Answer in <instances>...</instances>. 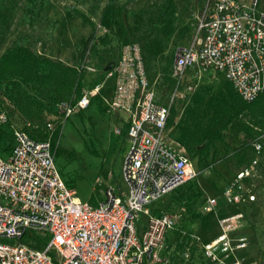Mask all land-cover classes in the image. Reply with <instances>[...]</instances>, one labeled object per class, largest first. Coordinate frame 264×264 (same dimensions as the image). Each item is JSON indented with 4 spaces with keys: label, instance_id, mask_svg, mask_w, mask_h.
I'll return each mask as SVG.
<instances>
[{
    "label": "built area",
    "instance_id": "1",
    "mask_svg": "<svg viewBox=\"0 0 264 264\" xmlns=\"http://www.w3.org/2000/svg\"><path fill=\"white\" fill-rule=\"evenodd\" d=\"M88 69L95 72L93 67ZM190 69L201 75L210 70L224 74L246 102L263 93L262 0H203L193 42L176 49L171 76L181 83ZM147 73L141 44L124 42L117 65L107 74L115 84L106 104L110 112L128 115L129 149L122 165L125 186L105 187L96 208L80 200L63 179L49 138L14 129L8 155H0V264H155L162 260L160 253L177 216L150 206L196 179L199 171L187 150L167 138L171 109L149 88ZM104 86L96 84L75 102L61 101L60 120L48 122V130L86 109ZM5 122L6 114L0 113V125ZM253 148L263 151L259 138ZM258 177L254 166L245 167L223 189L236 211L220 218L221 233L202 245L211 264H244L238 253L247 248L248 239L238 230L246 217L245 202L256 198ZM216 207L217 199L207 197L202 211L217 212ZM141 214L147 215L146 223ZM41 234H49V241L33 239Z\"/></svg>",
    "mask_w": 264,
    "mask_h": 264
},
{
    "label": "rangeland",
    "instance_id": "2",
    "mask_svg": "<svg viewBox=\"0 0 264 264\" xmlns=\"http://www.w3.org/2000/svg\"><path fill=\"white\" fill-rule=\"evenodd\" d=\"M25 1L7 0L5 8L0 10V58L16 37L28 35L30 41L37 43L40 55L80 72L74 85L77 90L83 93L105 82L102 94L93 97L86 109L45 134L55 145L58 170L66 183L75 188L77 197L96 208L103 199L105 187L125 186L122 165L129 142L125 139L121 118L126 115L112 113L107 108L115 79L107 77L109 70L100 55L113 52L123 39L138 41L148 69L149 88L171 109L173 125L168 127L167 138L187 150L199 171L196 179L150 206L177 216L176 226L167 233L160 253L162 260L155 264H211L202 245L221 233L219 219L236 211L224 197L223 189L233 174L251 166L259 172V177L254 184L255 200L244 204L246 217L238 233L247 237L248 246L240 256L244 264H264V152H255L251 139L252 136L254 140L259 138L264 148V137L261 138L264 117L254 120L259 129L254 127L252 136L242 130L248 125V113L252 112L243 108L244 101L222 73L210 70L201 75L190 69L181 83L171 76L176 49L193 42L203 0H82L78 4L80 16L70 10L75 0H50L46 13L37 15L33 22L23 23L20 17ZM52 18L58 23L54 39L50 41L44 27ZM88 67H93L95 72ZM49 70L44 65L37 68L41 73ZM51 72L59 75L56 70ZM35 79L21 80L29 93L38 95L32 88L38 85ZM203 85L211 87L206 96L196 92ZM3 86L0 87V113L6 114L7 122L0 125V155L6 157L13 144L14 129L42 131L45 121L14 109ZM50 107L58 111L57 103ZM51 119L56 122L60 117L48 116L46 121ZM179 127L189 129L193 136L184 137L178 133ZM116 129L122 133L118 134ZM216 135L221 138L208 153L205 149L199 150ZM239 154L244 155L241 166ZM207 197L217 199V212L202 211ZM141 218L146 223L147 215L141 214ZM33 239L47 242L50 235L41 234Z\"/></svg>",
    "mask_w": 264,
    "mask_h": 264
},
{
    "label": "trees",
    "instance_id": "3",
    "mask_svg": "<svg viewBox=\"0 0 264 264\" xmlns=\"http://www.w3.org/2000/svg\"><path fill=\"white\" fill-rule=\"evenodd\" d=\"M6 1L7 0H0V10L5 8ZM80 1L82 0H75V5L70 9L78 16L81 15L78 9ZM49 3L50 0H26L20 20L23 23L33 22L37 15L47 12ZM57 23L56 19L52 18L46 22L44 27L46 37L50 41L54 39ZM123 43L124 39L120 41L119 47L114 49L111 53H101V59L104 61L107 70H112L117 65ZM39 65L47 66L50 70L47 73H41L37 71ZM51 70L58 71L59 75H54L55 73L51 72ZM79 76L80 72H77L74 67H68L64 63L40 55L37 43L35 41H30L28 35L16 37L0 58V87L4 85V94L9 103L12 104L14 109L25 113L28 112L30 116L45 121L42 131L30 132L24 129L31 136L39 139H46L45 134L48 131L47 123L54 120L51 119L46 121V118L58 114L57 109L51 108L50 104L57 103L58 107V104L67 98L75 97L73 100V102H75L76 99L81 97V90H77L74 87ZM29 78H36L35 80L38 82V85H34L32 88L37 91L38 95L29 93L24 87L21 79L28 80ZM210 90V86L203 85L196 92L206 96L210 93ZM55 100H57V102H55ZM243 108L252 112L248 113L251 115V118L248 120V125H245L242 129L248 135H251L254 127L259 128L257 122H255L257 117H264V92L251 102L244 101ZM81 112L82 111L79 113ZM172 125L173 121L169 119L168 127ZM178 131V133H182L184 137L193 136L190 130L185 127H179ZM220 138L221 137L218 135L211 137L199 150L205 149L206 153H208L209 149L214 147L215 141ZM253 138L252 136V141H254ZM243 162L244 155L239 154V166H241Z\"/></svg>",
    "mask_w": 264,
    "mask_h": 264
},
{
    "label": "crops",
    "instance_id": "4",
    "mask_svg": "<svg viewBox=\"0 0 264 264\" xmlns=\"http://www.w3.org/2000/svg\"><path fill=\"white\" fill-rule=\"evenodd\" d=\"M126 41H128V39H124V42H126ZM104 84H105V82H104ZM105 87V86H104ZM104 89V88H103ZM103 91V90H102ZM117 113H122V112H117ZM125 114V113H124ZM126 115V118H121V123H122V125H123V127H124V134H125V128H126V125H127V121H128V115L127 114H125ZM170 119V118H169ZM125 139L127 140V138H126V136H125ZM128 141V140H127ZM236 174V173H235ZM235 174H233V175H235ZM206 200V199H205ZM205 202V201H204ZM239 232V231H238ZM238 234H240V233H238ZM164 249V248H163ZM163 249H162V251H161V253L163 252ZM243 251V250H242ZM240 253H241V251L238 253V256H240ZM242 256H243V254H242ZM241 257V256H240Z\"/></svg>",
    "mask_w": 264,
    "mask_h": 264
}]
</instances>
